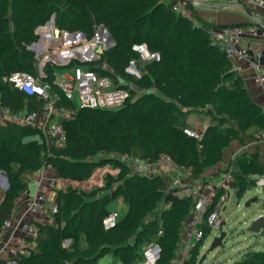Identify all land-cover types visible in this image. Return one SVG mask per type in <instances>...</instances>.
<instances>
[{"label": "trees", "instance_id": "trees-1", "mask_svg": "<svg viewBox=\"0 0 264 264\" xmlns=\"http://www.w3.org/2000/svg\"><path fill=\"white\" fill-rule=\"evenodd\" d=\"M170 6L171 2L160 0H0V105L13 112L40 107L35 96H25L2 77L18 71L36 73L34 54L24 46L38 39L36 28L52 13L58 30L81 31L85 39L98 25L108 30L114 43L97 59L106 67L94 68L132 94L121 108L79 109L72 119L62 121L66 142L59 146L38 138L32 128L0 125V171L8 183L0 202V228L12 216L15 200L27 190L25 177L42 165L51 164L58 178L77 182L89 179L107 163L117 169L116 175L106 172L102 185L91 190L115 186L90 201H82L81 188L57 190L54 225L34 222L35 248L19 255L17 264H100L99 258L107 252L122 264H134L140 256L138 246L152 242L161 247L156 264H173L192 200L172 195L158 175L133 172L130 158L153 162L167 153L199 177L205 167L221 160L235 137L257 140L256 134L264 128L262 106L252 101L223 52L209 42V30L221 24L208 22L194 7L191 18H185ZM134 43H145L160 55L145 64L146 73L139 79L124 73L127 61L135 56ZM62 67L47 64L45 79L51 80L53 71ZM136 92L140 95L134 96ZM205 105L234 120L237 130L223 132L208 125L199 141L186 136L182 130L189 127L187 115ZM231 166L237 198L254 185V176H264L258 151L238 156ZM116 195L126 211L116 225L104 229L102 219ZM168 200L171 204L166 208ZM204 238L190 249L185 264H197ZM65 239L70 241L66 247ZM229 264H264V250L247 251Z\"/></svg>", "mask_w": 264, "mask_h": 264}, {"label": "built area", "instance_id": "built-area-1", "mask_svg": "<svg viewBox=\"0 0 264 264\" xmlns=\"http://www.w3.org/2000/svg\"><path fill=\"white\" fill-rule=\"evenodd\" d=\"M160 1L171 2L172 11L185 18H191L194 0ZM232 1L250 9L264 5V0ZM100 28L98 25L89 39H85L84 34L75 33V31L51 29L50 32L45 33V36H49L53 43L57 42L61 46L51 54L48 47L36 48L33 42L32 46L37 51L34 55L36 73L13 72L9 76H3L2 80H9L16 90L25 96H35L40 101V107L30 111L13 112L0 105V125L11 124L32 128L37 131L38 138L59 146L66 142V131L62 121L72 119L79 109L114 110L123 107L132 95L130 90L124 86H117L110 76L99 73L98 69L105 68L106 64L99 65L98 69H91L88 64L97 60L106 50L109 33L105 27L103 30ZM56 30H58L57 34ZM257 32L258 26L253 23L250 25L221 24L209 30L208 38L210 44L222 51L230 62V71L240 72L242 70L241 60H247L255 70L258 68L257 53L251 57L248 50L241 46L243 36L247 34L255 36ZM78 38L82 40L76 41ZM70 45L73 46L71 49H69ZM69 51H72V54H69ZM131 51L135 56L127 61L124 68L125 75L130 78H141L146 73L145 64L160 58L159 53L150 50L145 43L132 44ZM92 55H96V59L90 60ZM71 62L78 63L71 64ZM47 64H57L64 68L53 71L51 80H47L44 70ZM255 81L264 89V72L257 73ZM119 83L130 85L132 88L131 83L124 80H120ZM138 95L140 93H134V96ZM182 131L186 136L197 141L202 138L203 134V131L194 130L191 127H184ZM256 137L257 140L254 142L264 141V128L256 134ZM123 157L127 158V155ZM130 160L133 164V172L139 174L155 175L150 167L152 164L159 165L172 177L173 186L168 187L172 195L192 200L191 210L182 229L181 251L173 263L185 264L190 249L206 237V232L208 235L214 230L219 231L220 224L224 220L223 210L227 189L232 188L231 185L234 182L232 166L229 164L227 169L215 173L210 179H191V167L175 162L167 153L160 154L153 162L139 158H130ZM52 170L51 164L42 165L39 169L41 176L37 181L35 191L27 197L22 213L16 218L17 227L22 234L19 239L21 246L9 254H4L0 249V264H17L19 255H28L31 250H34L38 228L34 223L36 221L33 222L28 218L30 215L44 216L48 212L54 214L57 211L55 199L49 202L46 195L47 189L59 190L62 186V179L55 174L48 177L44 175L45 172ZM182 177H188L190 180L180 183ZM42 180L47 182L42 183ZM254 185L264 190V176H254ZM170 204L171 201L168 200L164 206L167 208ZM119 217L117 210L110 209L102 219L103 228L109 229L116 225ZM12 227L13 222L10 217L3 222L0 228V240L5 231ZM158 234H162V229L158 230ZM160 253L161 247L158 242L146 243L134 264H156Z\"/></svg>", "mask_w": 264, "mask_h": 264}, {"label": "rangeland", "instance_id": "rangeland-1", "mask_svg": "<svg viewBox=\"0 0 264 264\" xmlns=\"http://www.w3.org/2000/svg\"><path fill=\"white\" fill-rule=\"evenodd\" d=\"M54 13L51 14V16ZM198 14H202L199 13ZM55 15V14H54ZM50 16V18H51ZM201 16V15H200ZM49 18V19H50ZM48 19V20H49ZM206 20V19H205ZM209 20V21H208ZM207 21L210 22L212 18L209 17ZM13 37H16L15 34H13ZM39 38V36H38ZM82 38H78L76 41H80ZM35 42V41H34ZM33 43V42H32ZM32 43H27L24 47L26 50L32 51V53L35 55L37 51L33 49H29L28 47ZM58 47H61L60 45L56 46H51L49 47V53H54L55 50L58 49ZM73 46H69V49H71ZM94 65H102L103 62L101 60H94L90 62ZM209 105L205 106H200L196 111L190 112L187 115L186 120L191 118L194 123L191 126L194 130L198 131H203L205 128V124L208 125H216L217 128L221 131H232L237 130L236 128V123L234 120H231L229 117L218 114L215 111H210ZM255 151V149L252 147L250 144V141L248 139H245L244 137L239 139V138H234L227 147L224 148L223 150V155L220 161L214 162L212 164H209L207 167H205L199 177H194L191 174V179H210L212 176L215 175V173H219L220 171H223L228 168L229 164L231 166V163H234L235 159L242 155L249 153L250 151ZM258 151H261V154H264V147H257ZM252 151V152H253ZM262 160H264V156L262 157ZM106 167H102L99 169L98 173L102 171V174L104 172L111 173L112 175L117 174V169L113 168L110 164H106ZM105 166V165H104ZM99 168V167H97ZM96 168V169H97ZM106 168V169H105ZM131 168H133V164H131ZM110 169V170H108ZM152 172L155 175L160 176L161 178H164L169 186H173L172 183V177L169 176V172L164 171L163 169L160 168L159 165L152 164L150 167ZM108 170V171H106ZM96 171V170H95ZM94 171V172H95ZM52 174H55L54 169L52 171L45 172V176H50ZM32 175H34V178H36L35 183H37L38 180H40V171L39 169L35 171ZM56 175V174H55ZM3 176L4 174L0 171V201L3 198V195L5 193V189L3 186ZM94 180L97 181L96 175L93 176ZM7 180V179H6ZM25 180L29 181L28 182V187L32 188L33 187V181L31 178H28V176L25 177ZM190 178L188 177H182V180L180 183H184L186 181H189ZM47 182L46 180H42V183ZM75 182L77 181H72L70 179H64L62 180L63 185L61 186V189H65L68 186H71L72 188L79 186ZM61 183V184H62ZM8 185V183H7ZM102 185V184H100ZM97 183H92L90 185V189H86L83 194L80 195V198L82 201H90L91 199H95L100 197L102 194L105 192H109L111 188L115 186V183L110 186V188L102 191H94L91 190V188H95L100 186ZM59 189V190H61ZM56 190H49L51 193L48 197L49 202H52V200L55 199L56 196ZM256 196L258 200L256 202H250L248 206H245V203L252 197ZM264 198V190H261L260 187L258 186H250L247 188L238 198L235 195V190L233 188H228L227 189V198L224 201V210H223V216H224V225L223 229L225 232V236L222 239V244L220 246H217L216 248L212 250H208L209 246L213 240V238L218 234L217 230L212 231L210 234L206 235L204 238L202 245L198 249V253L196 256V261L198 264V261L201 256L204 255V258L200 264H229L234 261H237L240 259V257L247 251H252V250H264V236H259L258 234H253L249 231L246 230L247 223H248V216L252 213L260 214L264 213L261 211L262 208V199ZM111 202L108 204L107 208L108 211L110 209H115L118 211L119 216L121 217L125 211H126V204L124 203L123 199L116 195L113 198H110ZM51 218L49 223L54 225V218L53 215L50 214L49 212L47 213ZM45 216V220L47 217ZM119 217V218H120ZM69 240L65 239L63 240L62 244L63 246H68ZM138 253H141L143 251V245H139L138 248ZM181 249L178 250V254L180 253ZM100 264H122L119 259L115 256H113L111 253L107 252L104 255H102L99 258ZM175 263V262H174Z\"/></svg>", "mask_w": 264, "mask_h": 264}, {"label": "crops", "instance_id": "crops-1", "mask_svg": "<svg viewBox=\"0 0 264 264\" xmlns=\"http://www.w3.org/2000/svg\"><path fill=\"white\" fill-rule=\"evenodd\" d=\"M194 2H195L194 8L196 9L197 12L202 13L200 14L202 18L206 20H208L209 17L212 18L210 22H215V23H220V24L222 23L230 24L231 22H234V23H243L242 25H250L253 23L258 26V32L255 36H251L247 34L243 36L241 40V46H243L244 48L248 50L251 57L254 56V53H257V60L259 64L258 68L255 70L249 65L247 60H241L240 64L242 66V70L240 72H235V73L241 77L243 87L246 89L252 101L262 106V109L264 111V89L260 85H258L255 81L256 74L264 72V28L262 29L256 23V20H257L264 24V5L251 9L252 12L254 13V17H253V16H250L248 13H246V11L244 10L245 6L237 2H234L232 0H194ZM215 7H219V8H215ZM54 16L55 15L53 14L52 20L50 18L48 20L49 22L47 21L43 25H39L36 28L35 33L39 36V38L34 43L36 48H42V47L49 48L51 46L58 45L57 42L53 43L51 39L49 38V36L48 37L45 36L46 32L48 33L50 32L51 29L56 28L54 24ZM69 54H72V51H69ZM187 123L189 126L192 127L194 121L191 118H189L187 120ZM206 126L207 124H205V127ZM249 141L252 147L255 149V151H258L257 147H260V146L264 147V141L254 142V140H251V139H249ZM258 152L260 153L261 151H258ZM260 155H261V158L264 156V154H261V153ZM106 166L107 165L103 167H106ZM100 168L102 167L97 168L96 171L91 175L89 179L75 182L76 184L79 185L77 186V188L86 190V189H90V185L92 183H97L98 185L102 184L106 172H104L103 174H102V171L98 173ZM94 175H96L97 181H93ZM29 177L33 181V187L32 188L27 187V190L15 200V206L13 208V212L11 216L13 227L7 229L4 233V236L0 240V249H2V252L4 254H9L13 250L21 246L19 239L21 238L22 234H21L20 229L17 227L16 218H18L20 214L22 213L25 200L27 199L29 195L34 193L35 187L37 184L35 183L36 178H34V175H31ZM61 183H62V180H61ZM51 193L53 192H49V189L46 190V195L49 196ZM49 199L50 198L48 197V200ZM46 215L49 216L48 214H45L44 216L42 215L41 216L39 215L31 216L30 215L28 218L32 220L33 222L36 221V222L49 223V221L51 220L49 218L51 217L49 216L45 220Z\"/></svg>", "mask_w": 264, "mask_h": 264}, {"label": "water", "instance_id": "water-1", "mask_svg": "<svg viewBox=\"0 0 264 264\" xmlns=\"http://www.w3.org/2000/svg\"><path fill=\"white\" fill-rule=\"evenodd\" d=\"M215 8H219V7H215ZM244 10L246 11V13H248L250 16H253L254 17V13L252 12L251 9L249 8H246L244 7ZM53 19V15L51 17V20ZM49 22V21H48ZM256 23L263 29L264 28V24L257 21L256 20ZM220 24V23H219ZM224 24V23H222ZM230 24H243V23H234V22H231ZM101 30L104 29L103 26H100ZM38 33V32H37ZM55 33L57 34L58 33V30L55 31ZM75 33H79L81 35H83V33L81 31H75ZM114 43V40L113 38L108 34V38H107V44H106V47L105 49L109 48L110 46H112ZM29 49H33L32 48V45H30L28 47ZM90 60H93V59H96V55H92L90 58ZM82 61L85 60V59H81ZM90 68L93 69L94 68V65H90ZM3 186H4V189L6 190L8 185H7V180H6V177L3 176ZM258 200V198L256 196L250 198L246 203H245V206H248L250 202H256ZM261 211L264 212V198L262 199V208H261ZM248 223H247V227H246V230L253 233V234H258L259 236H264V213H260V214H256L255 213H252L248 216ZM223 225H224V220L221 222L220 224V227H219V233L217 236H215L209 246V251L216 248L217 246H220L222 244V239L223 237L225 236V232H224V229H223ZM204 258V255L200 257L199 261H198V264H200L202 262Z\"/></svg>", "mask_w": 264, "mask_h": 264}]
</instances>
